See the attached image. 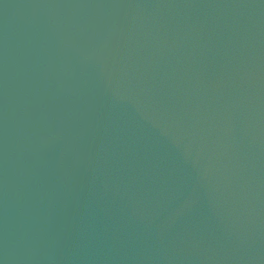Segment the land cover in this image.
<instances>
[{
	"label": "water",
	"instance_id": "obj_1",
	"mask_svg": "<svg viewBox=\"0 0 264 264\" xmlns=\"http://www.w3.org/2000/svg\"><path fill=\"white\" fill-rule=\"evenodd\" d=\"M3 264H264V0H0Z\"/></svg>",
	"mask_w": 264,
	"mask_h": 264
},
{
	"label": "snow or ice",
	"instance_id": "obj_2",
	"mask_svg": "<svg viewBox=\"0 0 264 264\" xmlns=\"http://www.w3.org/2000/svg\"><path fill=\"white\" fill-rule=\"evenodd\" d=\"M0 264H3V262H2V261H0Z\"/></svg>",
	"mask_w": 264,
	"mask_h": 264
}]
</instances>
